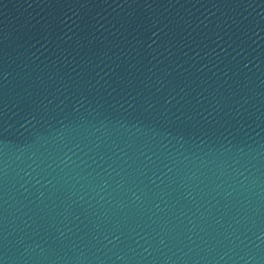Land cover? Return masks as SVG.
<instances>
[{
	"label": "water",
	"instance_id": "obj_1",
	"mask_svg": "<svg viewBox=\"0 0 264 264\" xmlns=\"http://www.w3.org/2000/svg\"><path fill=\"white\" fill-rule=\"evenodd\" d=\"M0 264H264V0H0Z\"/></svg>",
	"mask_w": 264,
	"mask_h": 264
}]
</instances>
